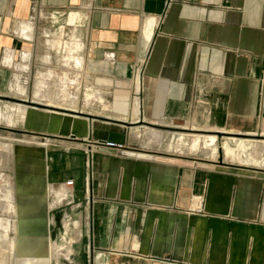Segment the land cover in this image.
<instances>
[{"label":"crops","instance_id":"obj_1","mask_svg":"<svg viewBox=\"0 0 264 264\" xmlns=\"http://www.w3.org/2000/svg\"><path fill=\"white\" fill-rule=\"evenodd\" d=\"M59 11L69 12L66 24L78 31L66 42L47 41L62 54L58 69L64 77L53 69L47 75L69 81L73 97L77 89L81 96L82 82H90V70L101 67L106 72L100 78L111 81L97 82L119 88L111 111L118 118L158 127L200 121L225 133L264 138V0H0L3 75L19 49L46 31L39 17ZM86 47L97 63L87 64ZM11 49L16 54L6 55ZM43 63L44 71L57 68L50 53ZM84 97L87 105L106 107L92 88ZM87 119L63 131L57 119L47 129L51 133H33L66 139L90 134L93 141L125 145L94 155L89 193L87 155L39 147L18 151L24 222H14L18 236L9 240H30L26 254L40 252L32 264H60L61 258L67 264H264L263 166L219 165L135 148L127 126L113 116ZM39 175L45 182L33 179ZM68 179L75 181L73 188L66 187ZM7 206L18 211L0 198V208ZM73 238L69 249L53 243L51 251L54 244L57 251L48 257L46 242L71 244ZM24 260L20 264L29 263Z\"/></svg>","mask_w":264,"mask_h":264},{"label":"rangeland","instance_id":"obj_2","mask_svg":"<svg viewBox=\"0 0 264 264\" xmlns=\"http://www.w3.org/2000/svg\"><path fill=\"white\" fill-rule=\"evenodd\" d=\"M68 13H69L68 11H59V13H57L58 15L54 14V17L52 16V14L41 15V17H39L41 25L40 24L39 25L41 27H44L46 31L40 34L38 33L36 37V41L34 38L33 41L35 42L31 44H25L23 46L24 49L23 50L19 49V52L17 54L13 49H11L10 51L8 50L6 55L10 54L11 52L16 54V62L14 60V65L12 66H8L4 63L6 67L10 68L8 73L3 75V72L0 71V105L2 108V113L0 114V198L3 202L5 201V203H9L10 201H12L13 204L16 205L18 210L17 212H8L10 211V208L8 206L7 209L5 210L0 208V218H6L11 222V231H7L9 229L3 230L2 226L0 225V235L4 234V236H6V241L8 242L7 244L9 247L7 250H4L0 237V264H20L21 261L24 259L29 261L28 264H32L33 258H38L40 256V252L38 254L39 256H31V255L29 256L26 254L25 250L28 248V244L30 242V240L28 241L27 235H26L27 243L26 241H20L18 239L15 241L9 240L10 237L16 238L18 236V234L14 230V222L17 220H21L22 222H24L22 220L21 212H20L22 208L23 193L21 191V185L17 178L18 174H16L18 173L17 169H18V165L20 164L19 163L20 161L17 159L19 149L27 150L32 147H39L41 148L42 151L43 149L44 150L53 149L54 151L55 149H57V151L61 153L64 151H69L71 153H83L84 155H86L84 152V150L86 149L84 139L86 138H80L77 137L76 135L74 136V134H71L69 139H66V137H60V136L58 137V135L47 136V135L37 134L36 132L33 133L34 130L44 131L40 126H36V127L30 126V123L32 125H35L36 123L40 125L42 114H40L38 110L36 109L32 110L28 107H32V108L35 107L43 110L57 112V114L59 115L58 117L63 115L62 123L59 125L61 131H63L67 125H68V129L69 128L74 129L77 123L81 122V118H87L88 115H91L94 117V119L101 121L102 120L107 121L108 116L110 117L113 116L115 118L114 119L115 121L122 122V124L127 126V130H126L127 134L133 139L135 143L134 147L136 146L135 148H139L143 150H154L168 154H175L185 158H195V159L201 158V159L214 160V161H218L219 165H221L222 162L235 166H237V164L242 165L237 161H233L230 157H227L231 151L230 149L224 147V144L227 141H231L232 139H245V141L247 142L264 143V138L257 136L246 137L244 135L238 134L237 132H231L225 134L222 133L218 135L217 133H215L216 131L211 132L208 131L209 129H205L207 127L206 123H201L200 121H196V122L186 121L182 123H175L177 126L168 125V127H158V126H148L141 121H139L138 123H133L131 120L129 121V119L125 117L118 118L116 115H114L115 113H112L111 111L113 110L115 91L119 88H112L111 87L112 85L111 86L100 85L97 82L98 79L110 80L106 76H101L103 78H100V74L101 73L105 74L106 72V69L104 70V68L101 67L90 70V77H91L90 82L89 83L82 82L83 85H82L81 96H79L78 93L80 89L72 91L74 93L73 95L80 99V103L78 104L77 110L68 109L61 106L47 105L49 107H46L43 104H41L39 101L36 102L33 96L36 85L35 81H37L36 78L39 77V76L37 77L38 72L47 74L53 69L52 73L55 74L58 73V75L64 77L63 72L60 69H58L59 63L63 60L62 54L56 53L55 50L50 48L47 41L48 40L52 41V39L55 38L66 42L69 40L73 31H78V28L70 27L66 24V20L69 15ZM89 51L90 49H87L86 47L84 54L87 60V64L89 63V61L90 63L91 62L97 63V60H94V56L90 55ZM48 53H50L52 65L57 68L55 69L53 67L47 66L46 68H48V70L44 71L45 66L43 63V58L47 56ZM27 55H29V58H26ZM64 73H67L68 77H74L75 75V72L66 71ZM86 84H88V86H86ZM12 86L25 87L27 96L20 97L13 94ZM87 88H92L98 91L100 94H102L106 107H104L103 105L97 102L87 105L86 101L84 102L85 99L84 93ZM124 89L129 91L126 88ZM17 90L18 89L16 88V92ZM128 104L130 106L131 109L130 112L132 115V109L134 107V104L131 107L130 100L128 101ZM104 110L107 111L105 112L106 114H103ZM57 114L54 113V115L56 116ZM132 120L133 121L135 120L134 117ZM82 122L85 123L84 120H82ZM193 125H195V128H193ZM86 127L89 129V125L88 126L86 125ZM158 132H160L159 137H157ZM44 133L49 134L45 131ZM161 135L162 138H160ZM206 136L218 137L217 152L210 153L208 151L201 150V146ZM70 143L74 144V146L70 145ZM208 149L210 150L211 148L208 146ZM53 153H58V152H53ZM4 158L10 159V163H8L9 161L4 162L3 161ZM45 175L43 176L39 175L33 177V179L37 181L39 178H42V180H44L45 182L46 179L44 178ZM46 176H48V174ZM8 192L11 193L12 195L11 194L8 195L7 194ZM44 192L45 190L43 191V193ZM5 195H7L6 198ZM13 195L14 197H16V199L14 200H13ZM28 197H29L28 199L32 201L37 200L36 195L29 194ZM3 206H5V204H3ZM5 233H7V235H5ZM74 241L76 240H73L72 242L74 243ZM72 242L71 244L57 243L50 241L46 242L45 250L48 253V257L49 258L52 257L51 246L53 243L62 245L61 249H69L73 244ZM76 248L79 250L81 249V246L76 245ZM21 250H24L23 252L20 253L21 257L23 258H17L16 253H19ZM39 264H46V263L42 261ZM60 264H67V262L66 261L64 262V260L61 258Z\"/></svg>","mask_w":264,"mask_h":264},{"label":"bare ground","instance_id":"obj_3","mask_svg":"<svg viewBox=\"0 0 264 264\" xmlns=\"http://www.w3.org/2000/svg\"><path fill=\"white\" fill-rule=\"evenodd\" d=\"M75 48H78V47L75 45ZM71 84H74V82L71 81ZM16 88L18 89L17 92H16ZM70 88L71 86H70L69 81H66V82L56 81L53 79L51 74H49V76L47 74H40V78L36 81L33 97L36 102L39 101L41 104H43L46 107H49L47 105H50V106H61V107H65L68 109H76L79 104V98H75L69 93ZM12 89H13V94L17 96H20V97L27 96L25 87L12 86ZM28 108L32 110L36 109L40 112V114H42V118L40 122L41 124L39 125L38 123H36L35 125H32L30 123V126L32 127L40 126L43 130L46 129L47 131V129L49 130L50 128H52L53 126L52 121H56L58 119L59 121L58 124L60 125L62 123L63 115L60 114L61 116L58 117L59 115L57 114V112L43 110V109H39L35 107L34 108L28 107ZM1 113H2V108L0 105V114ZM54 113L57 114V116L54 115ZM82 120H84L85 123L88 124L87 118H81V121ZM193 128H195V125H193ZM205 129H209L208 131H211V132L216 131L215 133H225L226 132L225 129L211 127V126H207ZM47 132H50V131H47ZM159 136H160V132L157 133V137ZM160 138H162V135ZM217 139H218L217 136H206L201 146V150L208 151L210 153L217 152L218 151ZM208 146L211 148L210 150L208 149ZM224 147L231 150L230 154L227 157H230L233 161H237L240 164L245 165V166H252V167H262L263 166L264 167V143L247 142L245 141V139H232L231 141L225 142ZM3 161L7 162L8 158H4ZM66 193H67V189L63 191L62 196L64 195L66 196L67 195ZM194 202L196 203V204L194 203V207L196 209V206L199 204V199L197 200L195 199ZM0 224L3 230L4 229L11 230V223L8 219L0 218ZM5 235H7V233H5ZM0 237H1V242H2L4 250H7L9 247L7 244L8 242L6 241V236H4V234H1ZM52 251L53 253H56L57 251L56 245H53Z\"/></svg>","mask_w":264,"mask_h":264},{"label":"built area","instance_id":"obj_4","mask_svg":"<svg viewBox=\"0 0 264 264\" xmlns=\"http://www.w3.org/2000/svg\"><path fill=\"white\" fill-rule=\"evenodd\" d=\"M137 74L139 75V78L141 80V69L139 68ZM262 86L264 88V76L262 79ZM141 92V84H140V91L137 93V96L139 97V94ZM91 130V131H90ZM92 132V123H91V128L89 127V133ZM91 135L89 134V136L84 139V143L86 145V149L84 150L85 154L87 155V168H88V174L87 177L85 179L86 182V188L88 189V193L91 190V186L93 183V178H94V174H93V157L95 154L99 153L101 148H107V149H112V150H124L125 149V145L123 144H118L115 142H99V141H93L90 137ZM66 187L69 188H73L75 185V181L73 179H68L65 182ZM201 198V197H200ZM199 199V198H198ZM200 202H203V199L200 200ZM199 213L202 212V207L200 209L197 210Z\"/></svg>","mask_w":264,"mask_h":264},{"label":"water","instance_id":"obj_5","mask_svg":"<svg viewBox=\"0 0 264 264\" xmlns=\"http://www.w3.org/2000/svg\"><path fill=\"white\" fill-rule=\"evenodd\" d=\"M218 135L222 134V133H217Z\"/></svg>","mask_w":264,"mask_h":264}]
</instances>
